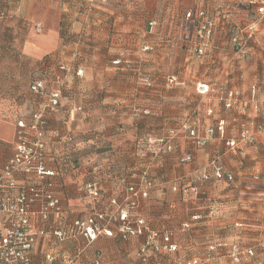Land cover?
I'll return each mask as SVG.
<instances>
[{
  "label": "crops",
  "instance_id": "1",
  "mask_svg": "<svg viewBox=\"0 0 264 264\" xmlns=\"http://www.w3.org/2000/svg\"><path fill=\"white\" fill-rule=\"evenodd\" d=\"M8 1L13 4L9 17L0 20V166L15 151L18 120L29 123L32 112L41 109L29 89L39 70L50 71L61 61L82 67L83 77L68 81L60 108L47 113L48 163L59 172L52 190L63 200L67 219L84 217L95 203L105 206L111 197L121 199L125 187L139 182L148 169L154 186L135 217L171 232L179 247L151 262L185 264L209 257L205 264H264V130L242 155H232L227 146L239 137L242 122L264 127V22L252 37L248 59L233 52L230 37L236 29L247 32L256 18L250 0ZM203 10L215 24L211 55L189 62L184 52L196 45L197 25L187 14ZM171 77H177L176 85L168 83ZM199 84L211 91L199 94ZM254 86L258 98L253 101ZM227 87L241 92L246 112L219 103ZM195 98L208 103L196 105ZM74 106L78 110L71 113ZM210 108L214 115H208ZM199 116L212 126L225 121V131L207 147L196 148L181 131L171 154L155 158L139 150L142 140L168 137ZM184 153H191L193 161L182 163ZM215 156L233 181L202 179ZM18 177L22 185L38 180ZM91 183L99 185L101 201L85 190ZM144 241L145 236L129 241L100 237L88 244L78 237L58 244L43 238L31 255L36 264H46L49 254L53 264H142L137 253ZM234 245L253 250L254 256L235 263L230 257Z\"/></svg>",
  "mask_w": 264,
  "mask_h": 264
},
{
  "label": "built area",
  "instance_id": "2",
  "mask_svg": "<svg viewBox=\"0 0 264 264\" xmlns=\"http://www.w3.org/2000/svg\"><path fill=\"white\" fill-rule=\"evenodd\" d=\"M100 1V0H99ZM105 1V0H102ZM250 5L256 8V18L251 22L248 31L240 30L233 32L232 50L234 53L249 58L248 42L252 39L256 27L264 22V0H250ZM2 13L0 12V18ZM187 19H194L197 25V40L200 44L196 51L204 56L210 48L211 37L214 33V24L207 17L206 11L197 13L189 11ZM41 31V26L37 25ZM119 62V60H117ZM116 62V64H117ZM44 79H38L30 86L35 95L44 98L41 109L31 114V122L20 119L17 122L15 151L2 166H0V264H36L31 252L41 239H51L58 244L67 240H76L83 237L88 244H93L100 237L119 238L121 241H129L132 238L145 236V241L137 253L142 264H158L151 262L150 258L161 253H175L178 245L172 242L171 232H162L150 228L144 217H135L141 206V199H146L154 186L151 173L148 169L142 171L139 182L128 185L121 196L111 197L108 204L103 206L95 203L92 213L67 219L63 200L52 190L55 184L54 178L58 175L56 168H51L48 163L47 135L49 120L47 113H53L60 108L63 97V89L67 82L75 74L78 77L84 75L82 68L74 69L68 63L59 64L45 73ZM177 77L168 79V83L176 85ZM197 91L206 95L211 91L208 84H199ZM252 100L258 98V87L252 88ZM220 97L228 110L246 112V105L237 88H224L220 91ZM78 110L77 106L71 108V113ZM212 115L213 109H208ZM240 135L236 139L227 142L228 151L232 155H242L247 146L256 143V133L264 130L262 125L254 122H242ZM225 121L221 120L218 125L200 127L198 123L185 122L180 129L172 130L168 137H149L147 144L153 147L152 155L164 157L175 151L174 139L181 131L186 133L188 140L196 148H205L215 137L217 132H224ZM67 141L73 139L67 137ZM194 157L191 153L180 156L182 163L192 162ZM29 178L37 177V181L29 184H20L19 175ZM202 179L208 181L212 177L217 180L233 181L234 176L225 168L220 157L215 156L203 170ZM49 178L46 181V179ZM88 195L95 201H101L102 191L97 183H91L85 187ZM195 218H199L196 216ZM45 226V227H44ZM184 224V228H189ZM264 231V226H263ZM264 242V241H263ZM215 245L211 249L214 250ZM253 257L254 251L244 249L240 245H234L230 251V257L235 263H240L244 256ZM207 258L196 257L185 264H205ZM54 256L46 257V264H53ZM95 264H101L99 260Z\"/></svg>",
  "mask_w": 264,
  "mask_h": 264
},
{
  "label": "rangeland",
  "instance_id": "3",
  "mask_svg": "<svg viewBox=\"0 0 264 264\" xmlns=\"http://www.w3.org/2000/svg\"><path fill=\"white\" fill-rule=\"evenodd\" d=\"M99 1V0H98ZM100 1H102V0H100ZM254 20V19H253ZM6 21V20H5ZM3 23H4V21H1L0 22V25H3ZM257 28V27H256ZM18 36H19V34H18ZM254 36V35H253ZM252 36V37H253ZM196 40H197V38H196ZM253 39H250L249 40V42H248V45H249V47H250V42L252 41ZM198 42V40L196 41V43ZM196 49H197V47H196V45L195 44H190V46L188 47V49H186L185 50V55H187L188 56V59H189V62H192V61H195V60H200V59H205V58H207V57H209L211 54V52H210V49L209 50H207L206 51V53H205V55L204 56H200L199 54H198V52L196 51ZM187 53V54H186ZM76 54H78V56H80L79 55V51H77V53ZM75 57V58H77V60H80L79 61V64L80 63H82L83 62V59L84 58H81V57ZM80 66V65H79ZM176 70H177V73L180 71V70H182V68H176ZM84 72V71H83ZM85 73V72H84ZM37 76L35 77L36 79H41V78H43L44 77V75H46L45 74V72L43 73V72H41L40 70H39V72L36 74ZM83 77V76H82ZM229 87H227V89H228ZM230 89V88H229ZM25 94H26V96H28V92L26 93L25 92ZM210 101H214V100H210ZM205 101H203L201 98H199V99H196L195 98V103H196V105H201V104H203V105H206V103H208V101L206 102V103H204ZM222 103L223 104V101L221 100V97H220V95H219V103ZM224 105V104H223ZM225 107V106H224ZM228 110V109H227ZM237 111V110H236ZM214 112V111H213ZM33 113V112H32ZM199 113H202L201 111L199 112ZM215 113V112H214ZM214 113L212 114V115H214ZM196 116H198V114H195ZM208 115H209V113H208ZM200 117V116H199ZM25 119V118H24ZM189 123H198L199 124V126L200 127H207V125H211V124H209L208 122L206 123V122H204V120H203V118L202 117H200V118H194L193 117V120L191 121V122H189ZM149 139V138H148ZM148 139H145V140H142L141 141V143H147V141H148ZM72 142L73 141H71V142H69L68 144H70V145H72ZM251 145H255V144H251ZM251 145H249V146H247V148L248 147H251ZM200 149V148H199ZM262 154L264 155V151L262 152ZM260 163H261V165L264 167V158L262 159V161H260ZM205 169V168H204ZM203 169V170H204ZM203 170H202V172H203ZM127 187V186H126ZM125 187V188H126ZM127 189V188H126ZM125 192V191H124ZM95 203V202H94ZM96 205V204H95ZM94 209V208H93ZM93 209H92V211H93ZM92 213V212H91Z\"/></svg>",
  "mask_w": 264,
  "mask_h": 264
},
{
  "label": "trees",
  "instance_id": "4",
  "mask_svg": "<svg viewBox=\"0 0 264 264\" xmlns=\"http://www.w3.org/2000/svg\"><path fill=\"white\" fill-rule=\"evenodd\" d=\"M13 6V4H11V2L10 1H8V0H0V12L2 13V17L0 18V20H3V19H7L8 17H9V12H10V7H12ZM207 13V12H206ZM207 17L210 19V21H212V19L208 16V14H207ZM212 23H213V21H212ZM195 25H196V23H195ZM214 31H215V24H214ZM234 31H236V30H233V31H231V42H232V40H233V32ZM213 36H214V33H213ZM213 36L211 37V41H210V43H212V41H213ZM199 44H200V42H199V40H198V42L196 43V47L197 46H199ZM62 63H66V62H58V64L55 66V67H57L59 64H62ZM76 68H82V67H76ZM76 68H74V69H76ZM83 69V68H82ZM45 73L47 72V73H49V71H44ZM43 72V73H44ZM73 77H78V76H76L75 74L73 75ZM72 77V78H73ZM71 78V79H72ZM40 79V78H39ZM41 79H44V77L43 78H41ZM36 80H38V79H36V78H34L33 79V81L30 83V86H31V84L33 83V82H35ZM67 84H68V82H67ZM67 84L64 86V88H62L63 90V92H64V89H65V87L67 86ZM29 89H30V87H29ZM36 97H37V99H38V103L40 102L41 103V105H42V102L44 101V98L43 97H41L40 95H36ZM63 98V97H62ZM138 144V143H137ZM138 148H139V150H142V151H147V152H149V153H151V151L153 150V147H151V146H148V144L147 143H139L138 144Z\"/></svg>",
  "mask_w": 264,
  "mask_h": 264
}]
</instances>
